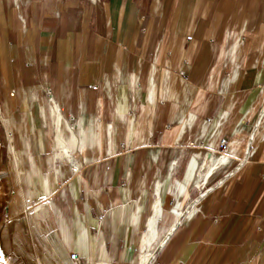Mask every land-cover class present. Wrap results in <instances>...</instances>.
<instances>
[{
  "label": "crops",
  "instance_id": "1",
  "mask_svg": "<svg viewBox=\"0 0 264 264\" xmlns=\"http://www.w3.org/2000/svg\"><path fill=\"white\" fill-rule=\"evenodd\" d=\"M0 177L55 264H264V0H0Z\"/></svg>",
  "mask_w": 264,
  "mask_h": 264
},
{
  "label": "rangeland",
  "instance_id": "2",
  "mask_svg": "<svg viewBox=\"0 0 264 264\" xmlns=\"http://www.w3.org/2000/svg\"><path fill=\"white\" fill-rule=\"evenodd\" d=\"M6 187L0 177V264H41L42 258H47L49 263L55 264L52 252L50 253L47 247L43 251L41 238L32 237L30 230H24L26 227H20L23 237H16V219L9 206L11 193Z\"/></svg>",
  "mask_w": 264,
  "mask_h": 264
},
{
  "label": "bare ground",
  "instance_id": "3",
  "mask_svg": "<svg viewBox=\"0 0 264 264\" xmlns=\"http://www.w3.org/2000/svg\"><path fill=\"white\" fill-rule=\"evenodd\" d=\"M155 237V231L151 230V233L149 236L145 239V242L143 243V249L144 247L148 248L150 247V244L152 240ZM147 250V249H146ZM151 257H153V253L151 251H145L143 250L141 254V264H150ZM102 264H109V260L106 257L101 258Z\"/></svg>",
  "mask_w": 264,
  "mask_h": 264
},
{
  "label": "built area",
  "instance_id": "4",
  "mask_svg": "<svg viewBox=\"0 0 264 264\" xmlns=\"http://www.w3.org/2000/svg\"><path fill=\"white\" fill-rule=\"evenodd\" d=\"M226 144H227L226 139H222V141H221V145L223 146V148L226 147ZM70 256H71V258H72L73 260H75V261H78V260H79V255H78L77 252H72V253L70 254Z\"/></svg>",
  "mask_w": 264,
  "mask_h": 264
}]
</instances>
